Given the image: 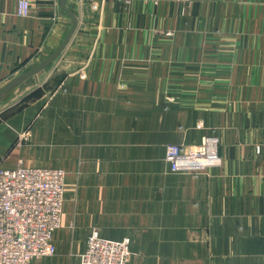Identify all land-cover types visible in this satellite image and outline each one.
<instances>
[{
	"label": "crops",
	"instance_id": "obj_1",
	"mask_svg": "<svg viewBox=\"0 0 264 264\" xmlns=\"http://www.w3.org/2000/svg\"><path fill=\"white\" fill-rule=\"evenodd\" d=\"M67 5L63 51L0 101L3 165L66 170L56 252L32 264H82L93 228L131 237L129 264H264V0ZM16 7L0 0V87L73 25L60 0ZM211 133L221 164L171 171L167 144Z\"/></svg>",
	"mask_w": 264,
	"mask_h": 264
},
{
	"label": "built area",
	"instance_id": "obj_2",
	"mask_svg": "<svg viewBox=\"0 0 264 264\" xmlns=\"http://www.w3.org/2000/svg\"><path fill=\"white\" fill-rule=\"evenodd\" d=\"M55 3L58 0H53ZM129 5L134 0H118ZM158 5L162 1L149 0ZM31 0H17L16 13L27 16ZM219 137L203 135L198 143H169L165 160L171 171H197L219 165ZM260 151V146H257ZM66 170L61 167L19 163L6 167L0 160V264H32L33 259L56 252L54 232L62 223ZM131 237H104L93 228L87 246L79 253L82 264H129Z\"/></svg>",
	"mask_w": 264,
	"mask_h": 264
},
{
	"label": "water",
	"instance_id": "obj_3",
	"mask_svg": "<svg viewBox=\"0 0 264 264\" xmlns=\"http://www.w3.org/2000/svg\"><path fill=\"white\" fill-rule=\"evenodd\" d=\"M61 8L69 14V16L72 18L73 25L69 29L68 33L64 37L63 41L60 43V45L53 49L48 55L44 56L39 62H37L35 65L30 67L29 69H26L25 71L21 72L20 74L13 77L11 80L6 82L4 85L0 87V101L6 97V95L16 86L24 82L26 79L30 78L31 76L37 74L39 71L43 70L45 67H47L65 48L68 41L71 39L72 35L74 34V31L77 28L78 25V18L76 14L68 7L67 0H60Z\"/></svg>",
	"mask_w": 264,
	"mask_h": 264
},
{
	"label": "rangeland",
	"instance_id": "obj_4",
	"mask_svg": "<svg viewBox=\"0 0 264 264\" xmlns=\"http://www.w3.org/2000/svg\"><path fill=\"white\" fill-rule=\"evenodd\" d=\"M181 2V1H180ZM1 105V104H0ZM1 107V106H0ZM15 106H10V108H8V110H1L0 109V121L2 119H4L6 116H8V114H10L12 112V109H14Z\"/></svg>",
	"mask_w": 264,
	"mask_h": 264
},
{
	"label": "trees",
	"instance_id": "obj_5",
	"mask_svg": "<svg viewBox=\"0 0 264 264\" xmlns=\"http://www.w3.org/2000/svg\"><path fill=\"white\" fill-rule=\"evenodd\" d=\"M29 97H31V94L29 95ZM29 97H28V98H29Z\"/></svg>",
	"mask_w": 264,
	"mask_h": 264
},
{
	"label": "bare ground",
	"instance_id": "obj_6",
	"mask_svg": "<svg viewBox=\"0 0 264 264\" xmlns=\"http://www.w3.org/2000/svg\"><path fill=\"white\" fill-rule=\"evenodd\" d=\"M148 1V0H147Z\"/></svg>",
	"mask_w": 264,
	"mask_h": 264
}]
</instances>
